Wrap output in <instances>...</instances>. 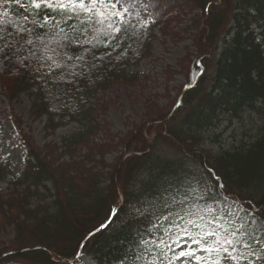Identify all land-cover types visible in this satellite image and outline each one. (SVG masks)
Returning <instances> with one entry per match:
<instances>
[{
  "label": "trees",
  "instance_id": "obj_1",
  "mask_svg": "<svg viewBox=\"0 0 264 264\" xmlns=\"http://www.w3.org/2000/svg\"><path fill=\"white\" fill-rule=\"evenodd\" d=\"M128 3L134 7L121 25L124 31L100 34L99 43L93 28L80 23L83 14L77 18L43 7L26 13L0 3V13L7 9L5 19L11 21L0 24L5 29L0 35L12 33L10 61L0 63V105H11L15 139L25 151L16 175L0 157V183L7 186L0 192V230L12 227L13 233L0 248V264H77L82 256L91 264H169L172 247L184 237L191 240L180 230L185 222L191 218L215 227L207 221L225 206V197L237 210L243 205L264 212V125L249 142L217 152L206 147L223 122L232 125L250 113L264 116V0ZM46 16L47 25L39 27ZM21 24L32 29L23 38L15 27ZM167 36L191 42L178 69L166 72L168 79L182 76L185 85L168 106L148 102L133 131L112 132L105 111L99 120L89 101L98 92L140 86L147 78L139 73L140 63L152 56L156 40ZM53 61L61 67L50 68ZM49 94L57 110L51 109ZM24 95L30 119H44L45 137L70 125L75 130L59 143L38 146L12 109ZM99 134L103 139L95 143ZM186 161L197 164L203 176L192 178ZM189 211H200L204 220L189 217ZM240 217L251 220L244 211L237 223ZM245 231L254 237L248 243L258 248L264 215Z\"/></svg>",
  "mask_w": 264,
  "mask_h": 264
},
{
  "label": "rangeland",
  "instance_id": "obj_2",
  "mask_svg": "<svg viewBox=\"0 0 264 264\" xmlns=\"http://www.w3.org/2000/svg\"><path fill=\"white\" fill-rule=\"evenodd\" d=\"M183 26V25H182ZM177 32V30H175ZM188 38L189 34L186 35ZM191 42L189 39L186 41L173 42L169 36L158 38L154 43L152 56L143 60L139 66V73L145 75L147 78L140 86L131 88L115 87L105 92H98L90 105L94 109V115L102 118L101 111H105L103 117L112 126L114 133H128L133 131L140 122L144 119L147 103L151 102L158 108H163L172 104L176 100L178 90L181 86L185 85V80L182 76L177 75L173 79H168L167 68L177 70L176 64L181 59L186 51L185 48L189 47ZM210 73V71H209ZM44 79V77H42ZM49 102L51 109H57L58 104L54 103L53 98L49 94ZM7 104H1L0 109L4 110V114H0V157L6 158L10 163V170L12 174L16 175L21 167L23 155L25 153L22 144L16 141L15 129L13 126L12 118L8 112L10 110ZM30 108V99L24 95L19 98L16 103H13L12 109L14 114L21 119L23 128L28 132L38 146H43L48 142L59 143L60 136H64L71 131L75 130V125H70L65 128L56 130L52 136L45 137L43 130L44 119L32 121L28 116ZM103 114V113H102ZM96 120V119H95ZM98 120V119H97ZM264 125V116L256 113L245 114L241 121H233L232 125L223 122L218 128H214L211 139L207 142L206 147L217 152L222 149H227L233 145L240 144L241 142H249L257 134L260 127ZM210 133V134H211ZM102 135H97L95 143L102 140ZM162 152L172 153L171 150L160 149ZM172 158L175 155L171 156ZM114 155L106 157L108 163H113ZM188 170L193 174L192 178L203 176L202 170L197 164L191 161H186ZM194 176V177H193ZM6 184L0 183V192L6 193ZM226 203L230 207H234V202L227 199ZM225 206L222 207V209ZM191 226V225H189ZM12 227L0 230V248L7 245L13 237ZM196 229V228H194ZM186 238L182 244H176L172 247L175 254L179 251L198 249L199 246L192 243L189 237ZM209 240L212 237L208 238ZM169 249V248H168ZM197 255L204 253L197 250ZM178 263L189 262L195 264V261L188 257H182L176 260ZM244 263V262H241ZM70 264H76L71 262ZM77 264H91L84 256L79 258Z\"/></svg>",
  "mask_w": 264,
  "mask_h": 264
},
{
  "label": "snow or ice",
  "instance_id": "obj_3",
  "mask_svg": "<svg viewBox=\"0 0 264 264\" xmlns=\"http://www.w3.org/2000/svg\"><path fill=\"white\" fill-rule=\"evenodd\" d=\"M2 4H15L23 8L27 13L29 9L39 10L42 7L50 10H60L62 12H68L79 18L81 14L84 15V19L80 21L81 24L88 25L93 28V31L97 33V43H99L98 36L103 34L108 36L110 34H119L124 29L121 25L127 23L126 17L131 15V9L134 7L133 4L128 3V0H0ZM8 10L5 9L0 13V24L11 23L6 20L8 17ZM28 15H24L22 20L28 22ZM50 17L46 16L41 22L39 27L47 25ZM32 24H36V20L31 21ZM99 27H95V26ZM55 26H59L58 23ZM16 32L21 34L31 32L32 29L25 28L22 24L16 25ZM75 30V29H74ZM110 30V31H109ZM63 28H60V32L63 33ZM5 29L0 27V33H4ZM12 33L7 32L6 35H0V63L10 61L9 53L12 50V41L8 39ZM67 39V36L62 37ZM31 44L32 41L28 40ZM82 43L91 44L92 40H85ZM95 46V45H94ZM53 51H55L53 49ZM83 57H76L77 60ZM120 57H117L119 59ZM48 59H52L48 57ZM69 60L72 57H68ZM61 65L55 61L50 65V68H60ZM223 187V185H221ZM195 191V190H193ZM225 197V201H227ZM193 207H198L193 205ZM211 213L213 210L208 208L206 210ZM240 211L245 212V216H250L251 220L240 217L239 222H236V218L240 216ZM189 217L195 216L200 221L204 220V216L201 215L200 211H189L187 213ZM258 215H264V212L258 213L255 209L246 210L243 205H240L239 210L230 207L225 203V207L221 209L216 215L213 216L212 220L207 221L209 225H215L212 228H206L204 223H197L195 219H188L185 222V226L180 230L188 234L193 244L199 246L198 249L182 250L178 255H173L169 260V264L173 261L179 260L182 257H188L195 261V264H254L252 257H256L260 264H264V239H258V248H253L248 243L249 239L254 237L248 235L245 231V225L249 223H255ZM165 220H169V217H164ZM227 221V225L223 221ZM173 227H179L175 224L174 220L170 221ZM187 225H191L193 228L199 229L197 232H192ZM169 229H165L167 233ZM247 236L248 239H244ZM213 239L209 240L208 238ZM161 244L167 247L166 242L162 239ZM240 245L241 247H237ZM197 250L206 253V255H197ZM78 255V254H77ZM166 255V254H165Z\"/></svg>",
  "mask_w": 264,
  "mask_h": 264
}]
</instances>
